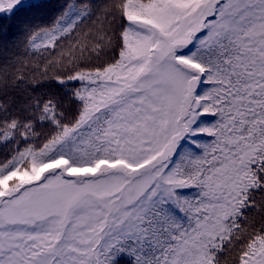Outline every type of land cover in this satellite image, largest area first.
I'll return each mask as SVG.
<instances>
[{
  "label": "snow or ice",
  "instance_id": "6c2138e0",
  "mask_svg": "<svg viewBox=\"0 0 264 264\" xmlns=\"http://www.w3.org/2000/svg\"><path fill=\"white\" fill-rule=\"evenodd\" d=\"M0 20L22 36L0 37V264H264V0H0ZM20 47L61 49L43 74L75 111L9 82Z\"/></svg>",
  "mask_w": 264,
  "mask_h": 264
},
{
  "label": "trees",
  "instance_id": "16d2710c",
  "mask_svg": "<svg viewBox=\"0 0 264 264\" xmlns=\"http://www.w3.org/2000/svg\"><path fill=\"white\" fill-rule=\"evenodd\" d=\"M107 2H111V0H107ZM37 23L40 21L37 20ZM10 20H0V24L3 25V30L0 31V37H3L5 40H8L9 44H11L12 40L20 39L22 40L21 34L17 31L15 36H11V40H9L8 36L4 35V32L7 31V26L11 24ZM89 29L86 26L84 31L87 32ZM15 31V30H14ZM84 40L83 35H79L73 39V41H65L62 44L63 50L66 52L67 47L70 43L74 42L75 39ZM61 49H52L48 52L36 51L35 53L29 51L25 54L23 47L13 48L11 52L16 54L17 59L9 64L7 67V75L9 77V82L15 80H24L25 83L20 85L21 89H24L26 93H30L32 95L40 96V95H54L57 99H62L65 109L70 111L76 110V105L70 104L68 98L65 96L66 89L59 87L55 84V82L50 79L54 73V69L49 68L47 70V75H44L45 66L47 64L48 58L58 59ZM55 51L56 56H51V52ZM6 62V58L0 55V65ZM39 82V83H37ZM46 85V86H45ZM36 89L33 92V89ZM11 94V90H10ZM10 158L8 149L0 147V164L6 162L7 159ZM16 178H14L15 180ZM12 182H10L11 184ZM194 195V193H193ZM120 264H127V258H122Z\"/></svg>",
  "mask_w": 264,
  "mask_h": 264
}]
</instances>
